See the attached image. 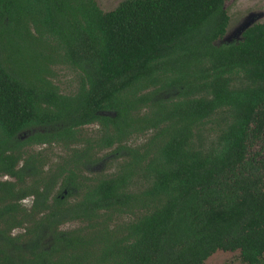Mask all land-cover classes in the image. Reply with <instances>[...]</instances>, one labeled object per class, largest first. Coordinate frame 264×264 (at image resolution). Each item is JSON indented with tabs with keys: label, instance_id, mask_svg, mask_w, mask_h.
Listing matches in <instances>:
<instances>
[{
	"label": "trees",
	"instance_id": "1",
	"mask_svg": "<svg viewBox=\"0 0 264 264\" xmlns=\"http://www.w3.org/2000/svg\"><path fill=\"white\" fill-rule=\"evenodd\" d=\"M227 26L224 0H0V169L36 128L75 190L0 264L264 263V22L216 45ZM107 158L116 170L94 171Z\"/></svg>",
	"mask_w": 264,
	"mask_h": 264
},
{
	"label": "flooded vegetation",
	"instance_id": "2",
	"mask_svg": "<svg viewBox=\"0 0 264 264\" xmlns=\"http://www.w3.org/2000/svg\"><path fill=\"white\" fill-rule=\"evenodd\" d=\"M59 92L62 93L61 90ZM34 130L36 128L21 133L20 139L25 142L14 147L16 156H19L14 174L0 169V247L4 246L8 254L12 246L8 247L7 238L21 236L20 240L24 241L28 222L40 220L46 211L74 202L75 190L69 183L64 184V174H59L58 170L60 156H65V153L56 151L61 146L45 141L47 138L27 140ZM11 148L10 144L4 145L5 154H9ZM28 185H33L37 193L27 194ZM58 199L61 202H57ZM33 206L35 209L30 212Z\"/></svg>",
	"mask_w": 264,
	"mask_h": 264
},
{
	"label": "rangeland",
	"instance_id": "3",
	"mask_svg": "<svg viewBox=\"0 0 264 264\" xmlns=\"http://www.w3.org/2000/svg\"><path fill=\"white\" fill-rule=\"evenodd\" d=\"M98 7L102 11H109L114 9L123 0H94ZM227 14L229 16V25L227 27L226 38L219 39L215 42L216 45L226 43L228 38H232L231 41L236 40L232 33L240 25L247 16L251 13H259L261 16L256 20V22H264V0H226L224 4ZM237 41V40H236ZM53 71L52 81L55 83L59 90L65 94H72L77 88V74L71 68L60 65L51 67ZM213 120L207 123L208 127H211L214 133L215 125ZM143 141L142 137H134L130 139L129 145L133 146L139 144ZM258 148V147H257ZM56 151L62 152L61 149ZM115 161L106 159L105 164L102 167L95 166L94 171H103L104 168L107 170L106 173L113 172L116 170ZM76 224H69L67 229L75 227ZM203 264H243L240 260L238 251H221L217 250L214 254L208 257Z\"/></svg>",
	"mask_w": 264,
	"mask_h": 264
},
{
	"label": "water",
	"instance_id": "4",
	"mask_svg": "<svg viewBox=\"0 0 264 264\" xmlns=\"http://www.w3.org/2000/svg\"><path fill=\"white\" fill-rule=\"evenodd\" d=\"M261 16V14L259 13H251L249 16L246 17V19L240 24L238 25V27H236V29L234 30V32L232 33V36L235 37V39L238 41L240 39H242V33L249 28L252 24L256 23V20ZM227 31V30H226ZM226 34V32H225ZM224 34V35H225ZM223 35V37H224ZM222 37V38H223ZM221 38V39H222ZM226 38V36L224 37V39ZM232 38H228L225 42H230ZM102 115H115V113L110 112V111H101L100 112ZM214 254V253H213ZM210 257V256H209ZM264 264V263H263Z\"/></svg>",
	"mask_w": 264,
	"mask_h": 264
},
{
	"label": "clouds",
	"instance_id": "5",
	"mask_svg": "<svg viewBox=\"0 0 264 264\" xmlns=\"http://www.w3.org/2000/svg\"><path fill=\"white\" fill-rule=\"evenodd\" d=\"M13 234H15V230H14Z\"/></svg>",
	"mask_w": 264,
	"mask_h": 264
}]
</instances>
